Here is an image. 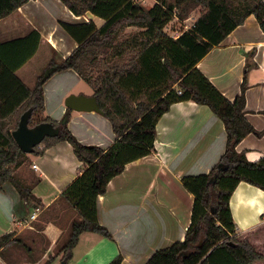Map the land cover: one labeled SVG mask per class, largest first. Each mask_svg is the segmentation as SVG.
Segmentation results:
<instances>
[{
    "label": "trees",
    "instance_id": "trees-1",
    "mask_svg": "<svg viewBox=\"0 0 264 264\" xmlns=\"http://www.w3.org/2000/svg\"><path fill=\"white\" fill-rule=\"evenodd\" d=\"M30 0H0L3 19ZM76 16L91 13L104 20L100 27L93 19L81 22H61L76 41L74 50L61 61L51 59L38 76L34 88H29L16 74L37 52L41 34L33 31L25 37L0 41V187L11 182L25 202L44 208L31 187L15 178V171L28 162L29 155L15 141L22 114L32 109L30 126L42 122L60 127L56 137H46L40 154L49 146L66 140L71 143L84 169L61 193L57 201L43 212H57L56 205L64 201L75 210L78 218L70 224L67 237L58 253L51 254L44 264L62 254L69 263L73 249L84 232H95L112 238L111 232L98 219V197L105 194L111 179L121 174L125 166L155 150L157 122L172 104L193 100L208 105L218 115L226 129V149L209 173L182 178L185 188L194 195L191 222L183 241L156 250L145 264H254L264 261V254L248 238L237 236V225L230 200L241 181L264 189V155L250 161L247 151L237 145L250 133L261 135L247 118V76L254 63L248 56L241 92L234 99L226 97L198 68L199 61L219 45L235 28L254 15L264 30V0H155L145 9L135 0H61ZM202 8L193 26L178 37L165 31L176 16L184 18L190 9ZM125 27L141 30L119 40ZM75 70L94 89L98 104L112 124L117 140L107 149L80 142L67 124L54 121L45 111V84L57 72ZM70 110L67 113L70 114ZM47 219L37 224L44 237ZM17 237L16 232L0 236V253L8 264V249L21 245L28 252L37 243L31 237ZM39 258L27 261L36 262ZM117 255L108 264H122Z\"/></svg>",
    "mask_w": 264,
    "mask_h": 264
},
{
    "label": "crops",
    "instance_id": "crops-1",
    "mask_svg": "<svg viewBox=\"0 0 264 264\" xmlns=\"http://www.w3.org/2000/svg\"><path fill=\"white\" fill-rule=\"evenodd\" d=\"M61 4V0L28 1L0 19V41L25 37L36 30L41 34L39 48L46 41L54 51L51 58L56 55L58 61L65 59L77 43L74 40L73 44L68 39L72 47L59 55L65 46L60 48L54 40V34L60 33L54 21L61 25V22L93 19L100 27L104 20L91 13L76 16L63 4V13L69 15L65 21L55 14ZM36 54L16 71L31 89L42 68L34 74V86L27 84L21 74ZM248 56L252 57L254 65L247 76V118L263 133L248 134L237 145V150H246L248 159L255 162L264 155V30L256 17L250 15L219 45L214 46L197 66L226 97L234 100L241 92ZM61 77L72 83L81 79L75 70L68 69L57 72L46 83ZM70 91L62 92L61 100L53 107H48L45 96L44 114L54 121H61L67 114L65 98ZM67 126L86 145L107 149L118 138L111 121L97 112L71 111ZM156 129L155 150L128 163L121 174L111 179L106 193L98 197L99 222L113 237L95 232L82 233L73 249L71 264H108L117 255L123 256L122 264H145L156 250L184 240L191 222L194 195L185 188L182 178L209 173L219 161L226 149L225 125L208 105L188 100L172 104L158 120ZM39 147L42 148L43 144ZM28 155L29 160L24 165H29L30 178L29 182L21 183L32 188L44 208L25 202L11 182L4 183L0 187V236L13 231L19 234L25 228H31L34 236L38 234L33 222L39 219L44 209L57 201L85 167L66 140L49 146L38 155ZM34 164L37 169L33 168ZM230 206L237 225V236L248 238L257 249H264V189L241 181L231 196ZM33 213H36L34 218ZM64 232L60 224L53 221L45 223L43 233L50 244L43 256L36 262L18 263L42 264L61 241ZM0 264H8L1 253ZM49 264H62V254Z\"/></svg>",
    "mask_w": 264,
    "mask_h": 264
},
{
    "label": "rangeland",
    "instance_id": "rangeland-1",
    "mask_svg": "<svg viewBox=\"0 0 264 264\" xmlns=\"http://www.w3.org/2000/svg\"><path fill=\"white\" fill-rule=\"evenodd\" d=\"M135 1L140 3L145 9H149L155 4V0H135ZM174 2H175V0H167V3H169V4L174 3ZM31 4L36 5L35 2H31ZM62 5L63 4H61L59 7H57L58 11L55 14H59V16H60L59 18H62L66 21V20H68L67 16H69V15L65 12L63 13ZM202 12L203 11H202L201 7H196L194 9H190L187 12L188 14L184 18H181L180 16L174 17L166 25V27H165L166 33L171 35L172 37H176V36L178 37V35L181 34L184 30H187L193 26L194 22L197 20V18L200 16V14ZM53 19L57 20L55 17ZM74 22H77V21L74 20ZM54 23L56 24V26L58 27V30L60 31V33L54 34V40H56V43L59 44L60 48H63V46H65V48H63L64 50L62 52H59V55L62 56L67 51L66 48L69 49L72 47V45L70 46V43H68L67 40L69 39V41L73 44L75 41L65 31V29L62 27V25H60L59 22L54 21ZM140 30L141 29L138 27H125L119 33V40H122V39L126 38L127 36L133 35V34L139 32ZM60 38L65 39V41H63V39H60ZM53 53H54V51L51 49L50 45L46 41H44V43L40 46L36 56L33 58V60L30 62V64L28 66H26V68H24L25 70L21 74V76L24 78V80L26 81L27 84L34 86V83H35L34 74H35V72L38 71V69H40V68H42V70H43L52 58L55 59L56 61H58V59L56 58V55L51 58ZM42 70H41V72H42ZM67 89L71 90L68 95L80 94L81 92L85 95H88L94 91V89L91 87V85H89L88 83H86L82 79L72 83L69 80H66L65 77L54 78V79L50 80L48 83H46V85H45V96H46V99L48 102V107L49 106L53 107L55 102L57 105V102L59 101V99L61 100L60 95L62 94V92H65ZM67 92H69V91H67ZM37 115H38L37 116V118H38V117H40V115H44V113H39ZM64 117L65 116H63L61 120H63ZM28 169H29V165L26 164L20 170H18V171L16 170L15 171V178L22 183L23 182L24 183L29 182L28 179L30 178V173H29L30 171ZM56 209H57L56 210L57 212H53V211H50L48 213L43 212L41 214V216L39 217V219L33 222V225L36 226V228H37V224H39L42 221L44 222L45 220L52 218L53 222L60 224L65 229V232H64V235H63L61 241H59L57 246H55L53 248L52 254L58 253L59 248L62 246L64 240L67 237L71 222L79 217L77 212L75 210H73L72 208H69L64 201L58 202L56 205ZM31 230H32L31 228H25L22 231H20L19 234H16V235H17V237L18 236L19 237L24 236V238L29 240L28 242H30V244H31V237H35L37 239V243L35 245H31L33 247L32 252H28L26 249H23V247L21 245H18V244H14L11 248L8 249V252L10 253L11 259H14L17 264H19L20 262L25 263L27 261H31V260H34L37 258L40 259L43 256V254L45 253V250L49 247L50 243L47 241L46 237H44L42 234H36L34 236V235H32ZM34 231L35 230H33V232ZM258 251H260L261 253H264L263 248H259ZM47 259L48 258L44 259L42 264L45 263V261ZM70 260H69V262L71 264L72 261H70ZM18 261H19V263H18ZM255 264H264V261H258Z\"/></svg>",
    "mask_w": 264,
    "mask_h": 264
},
{
    "label": "water",
    "instance_id": "water-1",
    "mask_svg": "<svg viewBox=\"0 0 264 264\" xmlns=\"http://www.w3.org/2000/svg\"><path fill=\"white\" fill-rule=\"evenodd\" d=\"M65 105L70 111L97 112L104 115L94 95L70 94L65 99ZM32 113V109L25 111L20 118L17 129L12 132L19 147L27 154H32L35 147L40 145L46 137H56L60 133V127H55L48 122L30 126L29 121ZM68 118L69 114L67 113L61 123L65 124ZM62 264L68 263L62 261Z\"/></svg>",
    "mask_w": 264,
    "mask_h": 264
},
{
    "label": "built area",
    "instance_id": "built-area-1",
    "mask_svg": "<svg viewBox=\"0 0 264 264\" xmlns=\"http://www.w3.org/2000/svg\"><path fill=\"white\" fill-rule=\"evenodd\" d=\"M33 168H34V169H37V165L34 164V165H33ZM32 217H33V218L36 217V213H33Z\"/></svg>",
    "mask_w": 264,
    "mask_h": 264
}]
</instances>
